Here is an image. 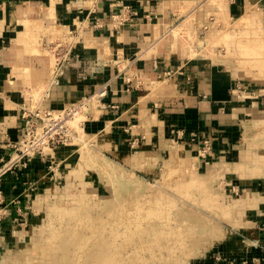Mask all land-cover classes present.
<instances>
[{
    "label": "crops",
    "instance_id": "crops-1",
    "mask_svg": "<svg viewBox=\"0 0 264 264\" xmlns=\"http://www.w3.org/2000/svg\"><path fill=\"white\" fill-rule=\"evenodd\" d=\"M261 6L264 0H0V156L13 152L8 144L18 137L20 103L27 95L44 92L42 107L60 109L107 83L110 106L84 123L90 136L106 129L115 142L119 140L113 136L122 134L127 141L136 137L159 145H148L144 157L161 144L174 150L176 145L186 154L180 146L187 144L189 152L197 153V164H217L198 169L200 173L243 179L239 183L244 191L254 186L258 202L243 216L256 211L258 218L247 228L240 225L253 241L240 240L243 244L236 248L246 252L235 264H264V140H253L245 124L244 103L254 99L239 96L242 84L232 60L212 56L217 50L202 29L221 10L234 22ZM120 13L123 20L117 21L114 15ZM195 14L190 28L186 22ZM97 18L103 28L94 26ZM219 25L226 27L223 20ZM85 28L96 32L83 33L86 51L81 47L78 65L52 82L54 59L41 51L42 39ZM189 31L192 39L187 38ZM204 140L211 150L202 154ZM35 162L42 163L39 158ZM35 200L38 205L41 198Z\"/></svg>",
    "mask_w": 264,
    "mask_h": 264
},
{
    "label": "rangeland",
    "instance_id": "rangeland-1",
    "mask_svg": "<svg viewBox=\"0 0 264 264\" xmlns=\"http://www.w3.org/2000/svg\"><path fill=\"white\" fill-rule=\"evenodd\" d=\"M261 7L257 12L247 14L234 22L221 10L215 18L213 17L215 23L212 21L206 28L202 25L203 31L208 32L207 38L210 39L213 50H217V54L212 51V56L218 55L220 58L232 60L237 80L242 84V93L240 92L239 96L251 95L254 99L252 103L240 97L242 101H246L244 105L247 107L245 112L248 121L245 124L250 129L253 140L264 138V7ZM190 17L192 18L186 23L190 28H194L192 19L197 18V15ZM222 20L225 22L224 28L219 25ZM100 23L104 27V24ZM89 31L96 32L95 29L89 28L69 29L42 39L41 51L46 52L44 54L49 58L53 56L54 60L58 49L55 53L53 48L60 43L67 47L70 43L72 55L62 64L58 74L55 72V61L54 66L51 65L53 72L51 71L49 79L52 82L58 83V79L71 65H78L80 57L77 54L81 47L83 52L86 51L85 44H82L83 33L89 34ZM176 33L179 36L182 31ZM192 37L189 31L187 38ZM45 97L44 92L40 95H27L20 103L21 112L37 107L50 108L42 107ZM85 97L87 96L65 106ZM239 102L241 104V101ZM20 115L22 118V114ZM97 131V136L91 137L90 131L83 126L78 129L79 139L74 144L58 146L59 150L53 149L55 153L39 158L42 163H33L34 159L27 163L19 160L6 170L4 167L9 159L0 156V170L4 169L0 171V264H39L44 255V259L48 258L45 259L47 264H56V258L64 254L67 264H72L75 258L70 253L69 246L66 248L60 244L65 240L67 231L72 229L71 221L78 216L80 209L100 215L111 208L113 211L116 208L117 213L125 211L132 224L129 223V227L124 226V223L118 226L119 242L125 239L126 232L132 233L134 229L141 232L140 228L144 227V243L146 245L149 242L148 245L152 244V248L155 247L156 239L152 238L155 232L160 228L169 229L166 231L168 236L162 239L167 245L172 242L171 248L155 247L156 254H152L151 249L144 251V257L151 261L150 264H235L236 259L238 263L242 262L241 255L246 250L237 249L240 242L243 244L240 240L253 241L245 232L248 230L243 231L241 228L246 227L243 215L249 210V198L244 196V189L239 183L243 179L235 181L225 173H216L214 177L212 172L207 175L200 173L198 169L215 168L217 164L215 161H211L208 166L197 164V153H193L192 149L189 152L187 144L182 146L181 142V149L188 151L186 154L180 152L176 145L174 150L172 146L161 144L160 148L149 152L150 156L144 157L142 151L147 149L148 145L153 146L152 143L139 142L136 137L127 141L122 134L113 136L119 140L115 142L111 131ZM125 133L128 136L127 131ZM13 143L14 141L8 146L12 147ZM63 146H66V150L61 151L60 147ZM198 186L205 189H199ZM38 196L41 201L37 205L35 199ZM89 203L97 204L91 207ZM125 203H129L133 208H129ZM226 204L227 208H224ZM237 210L242 211L241 217L237 215L238 219L234 218L236 213H230ZM140 211L142 215L138 213ZM132 221L138 222L135 224ZM62 231L66 233L61 234ZM51 233L53 236H50ZM56 236L63 240L60 242L57 239L58 243L55 241ZM139 241L141 240L138 239L135 243ZM223 243L228 246H223ZM135 248L130 245L123 254L127 256L130 253L129 257H132L136 254ZM47 254L50 256L47 257ZM25 256L28 257L27 260ZM248 258L250 259L251 255ZM84 264L95 262L88 259Z\"/></svg>",
    "mask_w": 264,
    "mask_h": 264
},
{
    "label": "bare ground",
    "instance_id": "bare-ground-1",
    "mask_svg": "<svg viewBox=\"0 0 264 264\" xmlns=\"http://www.w3.org/2000/svg\"><path fill=\"white\" fill-rule=\"evenodd\" d=\"M251 99H253L251 97ZM98 139V138H97ZM66 148V147H65ZM65 148H61V151H64L62 149H65ZM66 150V149H65ZM13 151V150H12ZM15 154L12 152V154L9 155V157L7 159H10L11 157H14ZM80 171V170H78ZM195 187V186H194ZM199 189H205L203 188L202 186H198ZM253 189H254V186L251 187L250 189H247L244 191V196H246L248 199L247 202L248 205H249V209H251L252 207L256 206L257 202H258V197L256 195L253 194ZM261 200V199H260ZM83 201V199L81 200ZM80 201V202H81ZM87 201V200H86ZM85 201V202H86ZM84 203V201H83ZM207 203V202H206ZM240 203V202H239ZM87 204V203H86ZM91 205V207H94L96 206L97 203H89ZM113 204V203H112ZM111 204V205H112ZM128 205L129 203H125V205ZM132 204V203H131ZM153 204V203H152ZM123 205V204H122ZM121 205V207H122ZM130 205V204H129ZM128 205V206H129ZM150 205V204H149ZM226 205H224V208H227ZM115 207V206H113ZM125 207V206H124ZM131 206H129L130 208ZM151 207V206H150ZM83 208V207H81ZM119 208V207H118ZM127 207H125L126 209ZM133 208V207H131ZM112 209V210H111ZM110 210H107L106 213L104 214H100V215H96L97 213H94V212H89V211H86V210H83V209H80L79 214L78 216H75V218L71 221V224H72V229L68 230L67 231V234L65 235L66 238L65 240L63 241V243H60L61 246H65L66 248H70V253L72 254V256L74 255V258L75 260L73 261L72 264H84L86 260L90 259L92 261L95 262V264H129L130 262L131 263H136V264H150L151 261L147 260L144 256V253L147 251L146 249H151L150 251H152L151 253L152 254H156L157 252V249L155 247H158L159 249L160 248H166L167 249L172 245V242H171V245L169 243V245H167L164 240L162 238H164L168 233L166 232L167 230L169 229H166L165 230L162 228L158 229L157 232H155V234L152 236V238L156 239L154 240L155 244L152 248H151V245H148V243L145 245L144 241L143 240V235L142 232L145 231L144 227L140 228L141 229V232H139L138 230L135 231L134 229V232H126L124 234V238L121 242L118 241V236L120 235L119 234V228L118 226L121 224V223H124V226H128L129 227V219L127 218L128 215L127 213L124 211L123 213H117L116 212V208H114L115 210L113 211V208H111ZM122 209V208H120ZM124 209V208H123ZM124 209V210H125ZM128 209V208H127ZM129 210V209H128ZM139 210V208L137 209ZM142 210V209H141ZM222 210V209H220ZM133 211V210H132ZM146 211V209L144 210ZM143 211V212H144ZM157 211V210H156ZM156 211H155V214H156ZM77 212V213H78ZM128 212V211H127ZM141 212V213H140ZM138 212L140 215H142V211ZM151 212V210H150ZM165 212V211H164ZM129 213H132V212H129ZM147 213V211H146ZM153 213V212H152ZM223 213V212H222ZM228 213V212H227ZM230 213H236L235 214V217L236 219H238L239 217H237V215H239L241 217V214H242V211L241 210H237V211H234V212H230ZM252 215L250 217H246L245 219H243L244 221L246 220V227H243V228H247L249 226H252L254 225L253 223L255 222V219L258 218V214H256V211H252L251 212ZM131 215V214H130ZM228 215V214H227ZM231 215V214H230ZM234 215V214H233ZM150 216V215H149ZM138 217V216H137ZM143 217H144V214H143ZM157 217H160V216H157ZM141 218V217H140ZM150 218V217H149ZM131 219V218H130ZM132 220V219H131ZM136 220V219H135ZM162 220V219H161ZM139 221V220H138ZM137 221V222H138ZM133 222V221H132ZM137 222H133V223H137ZM141 222V221H140ZM143 222V221H142ZM146 222V221H145ZM148 222V221H147ZM151 223V221H150ZM131 224V223H130ZM140 226H141V223H139ZM147 224V223H145ZM132 225V224H131ZM188 226V225H187ZM190 226V225H189ZM137 227V226H136ZM118 228V229H117ZM189 228V227H188ZM130 229V228H128ZM132 229V228H131ZM139 229V228H138ZM139 229V230H140ZM148 229V228H147ZM172 229V228H171ZM170 229V230H171ZM57 230V228H56ZM174 230V229H173ZM61 232V230H59ZM147 231V230H146ZM172 231V230H171ZM181 231V230H180ZM58 232V231H57ZM66 233V231H64ZM62 231L61 234L64 233ZM139 232V233H137ZM173 232V231H172ZM171 232V233H172ZM56 232H54L55 234ZM59 233V232H58ZM147 233V232H146ZM176 233V232H175ZM188 233V232H187ZM53 233L50 234V236H53L52 235ZM185 234V233H184ZM57 235V234H55ZM63 235V236H64ZM173 235V233H172ZM178 235V234H177ZM59 236V235H58ZM168 236V235H167ZM170 236V235H169ZM176 236V235H175ZM14 237V236H13ZM57 237V236H56ZM182 237H184L182 235ZM53 238V237H52ZM55 238V237H54ZM145 238V237H144ZM151 238V237H150ZM167 238V237H166ZM12 239V237H11ZM58 237L55 239V241H57ZM62 239V238H61ZM60 237H59V241L61 240ZM141 240L137 243L136 240ZM165 239V238H164ZM63 240V239H62ZM50 240H48V243H49ZM67 243H66V242ZM52 242V241H51ZM50 242V244H52ZM58 242V241H57ZM61 242V241H60ZM153 242V241H151ZM153 242V243H154ZM55 243V242H54ZM59 243V242H58ZM57 243V244H58ZM175 244V243H173ZM49 245V244H48ZM56 245V244H55ZM54 245V246H55ZM132 245V246H135L136 248V251H134L136 254L132 257H129L130 256V253L129 255H127L129 258H127V256H125L123 253L125 252V249L129 248V246ZM167 245V246H166ZM43 246H47V245H43ZM50 246V245H49ZM169 246V247H168ZM174 246V245H173ZM38 247V245H37ZM57 247V245H56ZM40 248V247H39ZM59 248V247H58ZM132 248V247H131ZM171 248V247H170ZM50 249V248H49ZM48 249V250H49ZM55 249V248H54ZM126 249V251H127ZM47 250V249H46ZM53 250V248H52ZM50 250V251H52ZM124 250V251H123ZM171 250V249H170ZM42 251V250H41ZM145 251V252H144ZM43 252V251H42ZM133 252V251H131ZM149 252V251H148ZM173 252V251H172ZM50 254V252H48ZM150 253V252H149ZM162 253V252H161ZM29 254V253H27ZM52 254V253H51ZM50 254V255H51ZM173 254V253H172ZM190 254V253H189ZM48 255V254H47ZM50 255H48L47 257H49ZM123 255L125 257H123ZM30 256V255H29ZM46 255H44L45 257ZM71 256V258H72ZM26 257V260L28 259L27 256ZM42 256H40L41 258ZM42 257L39 262V264H47L48 261H45V259L48 260V258H45ZM52 257H54L52 255ZM51 257V258H52ZM66 254L64 255H59L58 258H56V264H67L66 262ZM148 258V257H147ZM151 258V257H149ZM134 261V262H133ZM157 262V261H156ZM172 262V261H171ZM30 263V262H29ZM154 263V262H153ZM175 263V262H173Z\"/></svg>",
    "mask_w": 264,
    "mask_h": 264
},
{
    "label": "built area",
    "instance_id": "built-area-1",
    "mask_svg": "<svg viewBox=\"0 0 264 264\" xmlns=\"http://www.w3.org/2000/svg\"><path fill=\"white\" fill-rule=\"evenodd\" d=\"M114 17L117 21L123 20L121 13L114 15ZM209 20L215 22L214 18ZM211 23L205 24V28L210 26ZM94 26L103 27L98 18ZM56 49H58V54L55 57L54 65L55 72L58 74L61 70L60 67L70 59L72 52L70 43L67 47H64L63 43L56 45L53 48L55 53ZM127 81L131 82L132 80L127 78ZM108 94L109 87L105 83L82 100L60 109L37 107L23 111V124L19 129L16 141L12 145L15 156L9 159L4 168L6 170L11 168L10 165L19 160L27 163L35 158L47 157L58 146L74 144L79 139L78 129H81L87 120L99 116L103 110L110 106L105 101ZM74 122H76V125H74ZM209 150H211V144L208 140H204L202 154L207 153Z\"/></svg>",
    "mask_w": 264,
    "mask_h": 264
}]
</instances>
